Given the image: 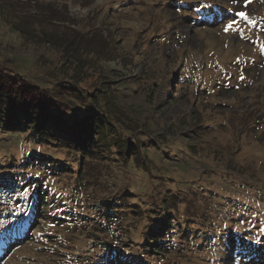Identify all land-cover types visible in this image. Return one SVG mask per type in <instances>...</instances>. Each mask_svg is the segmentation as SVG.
<instances>
[{
	"label": "rangeland",
	"instance_id": "obj_1",
	"mask_svg": "<svg viewBox=\"0 0 264 264\" xmlns=\"http://www.w3.org/2000/svg\"><path fill=\"white\" fill-rule=\"evenodd\" d=\"M200 2L0 0V67L52 90V77L71 71L53 42L75 43L62 33L69 26L82 34V53L71 51L76 58L88 62L93 53L108 74L127 82V113L140 128L152 137L165 130L175 136L158 145L145 138L146 160L125 163L107 151L85 159L29 141L26 133L0 131V177L43 176L42 164L25 162L29 154H43L56 163L50 162L53 172L43 177L42 191L78 214L57 222L49 212L57 205L50 207L48 199L38 207L34 196L20 204V198L0 199V264H218L210 246L223 258V241L208 236H221L224 222L238 230L235 240L255 245L241 264H264V0H202L211 7L199 9ZM48 13L65 24L50 26L43 19ZM231 19L239 33L223 31ZM145 163L169 178L152 185L151 171L147 182ZM56 164L64 171L56 172ZM163 193L175 195L180 212L201 224L197 238V232L188 240L176 236L157 255L142 245L148 223L163 214L153 204ZM111 203L117 208L107 221L103 208ZM225 250L231 258L234 252Z\"/></svg>",
	"mask_w": 264,
	"mask_h": 264
},
{
	"label": "trees",
	"instance_id": "obj_2",
	"mask_svg": "<svg viewBox=\"0 0 264 264\" xmlns=\"http://www.w3.org/2000/svg\"><path fill=\"white\" fill-rule=\"evenodd\" d=\"M43 19L54 28H60L55 26V21L61 20V24L66 22L64 18L59 19L49 13ZM67 30L68 32L62 31L63 35L68 36L67 33H70L75 43L65 42L57 38L53 42H56L60 47L62 46L60 48L61 54L66 56H64L63 63L66 68L69 69L70 67L71 71H60L52 77L57 78L51 83L52 90H45L42 86L29 82L19 75H13L7 69L0 67V131L26 133L29 141L39 144H55L62 149L71 150L80 158L85 159L91 155H96L98 151H107V154H112L113 158L125 163L129 162L130 159L146 160L144 155L147 151V146L144 143L145 138L158 145L164 144V140H168L172 135L175 137L174 134H170L168 137L166 130L160 134L156 131L157 136L152 137L151 134L140 128V122L127 113L128 109L124 102L126 95L123 90L126 89L127 82L118 79L117 73H115L117 71L112 70L116 74L115 77L112 76V73L108 74L93 53V58L88 62L82 63L76 58L71 51L73 50L78 54L82 53L83 48L80 39L77 38L78 35L81 36L82 34L78 30H72L69 26ZM66 47L70 48V53L66 51ZM79 47L81 52L76 50ZM26 158V165L37 167V165L42 164L43 176L31 175L30 178H26L23 174H6L8 175L6 178L1 176L0 199L12 202L20 198L17 202V204H20L22 200L34 196L33 202L36 207L39 204L44 205L48 199L50 207L54 203L57 205L49 211L52 212L54 220L65 222L67 218L68 220L75 219L78 214L73 213L72 209L68 208L67 201L63 202L59 196H47V194H44L45 191L41 189L44 182L43 177L46 173L52 174L53 172L50 162L56 163V161L50 160L43 154L36 153L29 154ZM166 159L167 162L172 160L168 155ZM175 161L176 167L182 170L184 165H181L178 160ZM149 164H142V173L147 182L146 173L151 171L155 172L152 185H160L165 179L169 178L168 173H165L163 169L157 165L152 166ZM8 165L11 169L12 164L9 163ZM173 165L175 164H171V166ZM52 167L56 172H61L64 171L63 167L65 165L56 164ZM170 173L172 172L170 171ZM33 186L35 188L30 190ZM24 189H28L29 194L20 195ZM203 189L206 190V188ZM190 194L196 195L195 192H190ZM163 196V200L153 203L157 207L154 210L157 209L163 214L157 217L154 216L152 221L148 223V231L143 238L145 243L142 245L146 249L145 251L153 248L154 254L157 255H159V252H164L163 250H166L164 244L173 243L176 236L181 240H188L190 236L197 232V238L200 229L195 225L201 224L193 222L189 214L180 212L179 201H177L175 195H165L163 193ZM211 199L214 201L217 199L218 201L215 196ZM110 205L112 206L109 207ZM114 205L112 203L104 205L103 211L106 212L103 216L104 220H112L110 210L112 209L114 212L116 210L114 208H117V206L113 207ZM213 205L211 206L213 208L210 209L212 212H214L216 203ZM222 225L221 236H213L216 235V232L213 231V234L208 236V241L211 242V240L216 239L220 241L221 238L223 241L221 250L225 256L222 258L217 255L218 250L212 244L210 248L212 247V250L216 253L211 258L212 262L217 260L219 261L218 264H241L248 252L256 251L255 245L250 243L245 247L243 240L238 238L235 240L239 234L237 229H232L225 222ZM241 233L246 238L251 232L244 230ZM227 246L231 252H234L231 258L229 252L225 250ZM240 247L245 248L243 251H241L242 249L237 251ZM261 248H264V242ZM167 249L170 250V248ZM258 253L261 254L259 250ZM262 257L264 260V255Z\"/></svg>",
	"mask_w": 264,
	"mask_h": 264
},
{
	"label": "snow or ice",
	"instance_id": "obj_3",
	"mask_svg": "<svg viewBox=\"0 0 264 264\" xmlns=\"http://www.w3.org/2000/svg\"><path fill=\"white\" fill-rule=\"evenodd\" d=\"M250 2V0H249ZM211 7L210 5H207L205 3L200 2L199 4V9H202V8H209ZM199 9H197V11H199ZM236 16L240 17L241 19H244V20H247L248 19V14L243 12V11H237L235 13ZM238 24V21L235 20V19H231L228 23H225L223 25V31L225 33L229 32V31H235L236 33H239L240 29L236 27V25ZM241 79H244L243 76L240 77ZM28 192V189H24L23 192L20 193V195H24Z\"/></svg>",
	"mask_w": 264,
	"mask_h": 264
}]
</instances>
